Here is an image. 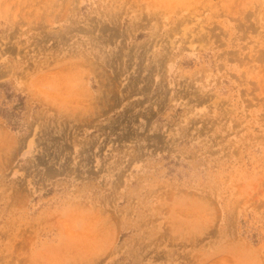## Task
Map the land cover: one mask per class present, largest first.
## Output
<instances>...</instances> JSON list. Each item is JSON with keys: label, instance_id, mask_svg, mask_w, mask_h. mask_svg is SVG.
I'll use <instances>...</instances> for the list:
<instances>
[{"label": "rangeland", "instance_id": "1", "mask_svg": "<svg viewBox=\"0 0 264 264\" xmlns=\"http://www.w3.org/2000/svg\"><path fill=\"white\" fill-rule=\"evenodd\" d=\"M0 264H264V0H0Z\"/></svg>", "mask_w": 264, "mask_h": 264}]
</instances>
